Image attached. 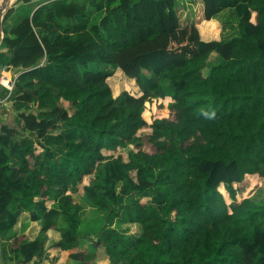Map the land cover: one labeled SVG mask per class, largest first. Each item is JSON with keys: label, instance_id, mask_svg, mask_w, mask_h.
Returning <instances> with one entry per match:
<instances>
[{"label": "trees", "instance_id": "1", "mask_svg": "<svg viewBox=\"0 0 264 264\" xmlns=\"http://www.w3.org/2000/svg\"><path fill=\"white\" fill-rule=\"evenodd\" d=\"M201 1L204 37L229 9L237 32L203 40L178 0L5 12L0 78L22 72L19 129L0 131V237L23 211L42 227L9 238L6 264H42L52 229L60 264H96V247L109 264H264V201L237 198L264 180V0ZM117 70L138 93L115 97ZM78 195L104 213L91 229Z\"/></svg>", "mask_w": 264, "mask_h": 264}, {"label": "rangeland", "instance_id": "2", "mask_svg": "<svg viewBox=\"0 0 264 264\" xmlns=\"http://www.w3.org/2000/svg\"><path fill=\"white\" fill-rule=\"evenodd\" d=\"M11 1H14V3H16L19 0H11ZM11 1H9L8 3L11 4L10 3ZM178 3H179V14H180L181 21H182L183 25L187 26L190 24H195L197 26V28L199 29L201 38L203 40L218 39L221 36L228 38V37H232L237 32V29H238L237 26H238V21H239L238 17L236 15L235 11L229 9V10H225L224 12L219 14L217 16V18L215 19L216 22L218 23L217 35H215L213 38L204 37L202 35L200 25L207 20H205L203 17V3H202V1L201 0H178ZM19 11H22L21 13H23L25 10H22V8L19 7L18 8V14H20ZM14 21H15V19L13 21H11V23L8 21L9 23L4 25V30L5 29L10 30L13 26ZM214 62H216V61H214ZM9 71L12 73V76H18V74L22 72V70L19 71L17 69H10ZM3 72H7V71H3ZM119 74H121V73L119 72ZM119 74H118V70H117L115 73V75H117V76L115 77V75H114V78L112 77L111 81H110V84L113 88L115 97L120 96V94L127 89H130L133 93H136V92L138 93V91H136L135 84L132 83L131 81L127 80L124 75H122V76L120 75L121 76L120 77ZM61 130L62 129H56L54 132L59 133ZM144 133H146V131ZM28 136H29V134H28ZM251 179L252 178L249 179V181H250L249 187L246 188L244 193H242L241 195L239 194L237 196L238 200H241L243 198L254 197L257 202L264 201V183H263V185L261 183V182H264V180L257 178L259 180V182H257L258 185H256L257 184L256 183L251 188V186H252V180ZM76 199L81 205H83V208H84L82 210V220L84 221L83 228L91 229L93 227V223L95 221H98L99 219H101L104 216V213L100 212L91 203L84 201L81 195L76 196ZM227 202L232 203L230 198H229V200L227 199ZM114 224H115V222L113 223V225ZM129 230H130L129 233H132V234H136L138 231L136 226H132ZM58 232H60V231H58ZM93 238H95L94 235H91L90 239H93ZM81 242L83 245H86V241L84 239H82ZM89 245H87L86 247H88ZM90 246L93 247L92 245H90ZM94 251H95V254L97 255L96 264H109L108 259H107L102 248L96 247L94 249ZM71 264H77V262H71Z\"/></svg>", "mask_w": 264, "mask_h": 264}, {"label": "crops", "instance_id": "3", "mask_svg": "<svg viewBox=\"0 0 264 264\" xmlns=\"http://www.w3.org/2000/svg\"><path fill=\"white\" fill-rule=\"evenodd\" d=\"M44 1L45 0H31L30 4H24L19 1H17L18 3L17 2L14 3V1H11L10 2L11 4L8 3L9 4L8 9L11 7H14L16 12L18 13V8L21 7L22 10H27L29 11L30 15H32L34 11L36 10V8ZM16 12L8 20L10 23L16 18V15H17ZM19 12H22V11H19ZM16 116L17 114L13 111L11 101L7 103L6 105L0 106V131L2 127L5 125L15 128V129H19V126L16 123ZM23 137H29V136L28 135L20 136L19 130H18L17 139H20ZM36 199H38V197ZM41 228L42 227L40 225V222H36L32 220V216L29 211H23L21 215L18 217L17 223L15 224L13 230H11L10 232L8 231L7 233L4 234V236L0 237V264H6L5 258L10 253L9 249H10V243H11L8 240L13 234H16L18 236L24 234L28 237L29 240H33L39 235ZM47 236L48 238L46 242V257L44 258L42 264H60L61 262H63L62 261L63 257L61 256V253H60L61 249L57 248V246L55 245L60 239V232H58V230L52 229L47 232ZM71 262H75V261L68 259L66 263L71 264ZM8 264H11V262H9Z\"/></svg>", "mask_w": 264, "mask_h": 264}, {"label": "built area", "instance_id": "4", "mask_svg": "<svg viewBox=\"0 0 264 264\" xmlns=\"http://www.w3.org/2000/svg\"><path fill=\"white\" fill-rule=\"evenodd\" d=\"M17 77L18 76H12V73L10 71L3 72L1 74L0 84L7 90V94L4 98H0V106L6 105L10 102L12 94L15 90Z\"/></svg>", "mask_w": 264, "mask_h": 264}, {"label": "water", "instance_id": "5", "mask_svg": "<svg viewBox=\"0 0 264 264\" xmlns=\"http://www.w3.org/2000/svg\"><path fill=\"white\" fill-rule=\"evenodd\" d=\"M10 0H2L1 1V7H0V45L2 43L3 38V15L8 10L9 2Z\"/></svg>", "mask_w": 264, "mask_h": 264}, {"label": "clouds", "instance_id": "6", "mask_svg": "<svg viewBox=\"0 0 264 264\" xmlns=\"http://www.w3.org/2000/svg\"><path fill=\"white\" fill-rule=\"evenodd\" d=\"M37 8H38V7H37ZM37 8H36V9H37Z\"/></svg>", "mask_w": 264, "mask_h": 264}]
</instances>
